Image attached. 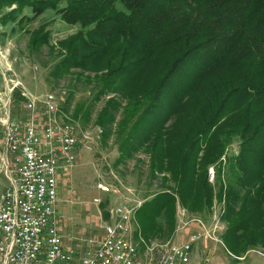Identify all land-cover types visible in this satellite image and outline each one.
Listing matches in <instances>:
<instances>
[{
  "label": "trees",
  "instance_id": "obj_1",
  "mask_svg": "<svg viewBox=\"0 0 264 264\" xmlns=\"http://www.w3.org/2000/svg\"><path fill=\"white\" fill-rule=\"evenodd\" d=\"M2 1L20 5L19 24L52 10L76 28L51 43L44 21L28 30L29 50L47 46L51 77L105 98L95 123H117L118 162L143 152L162 175L136 211L143 248L172 235L178 204L203 213L216 199L226 251L264 250V0ZM13 101L25 106L19 88Z\"/></svg>",
  "mask_w": 264,
  "mask_h": 264
},
{
  "label": "rangeland",
  "instance_id": "obj_2",
  "mask_svg": "<svg viewBox=\"0 0 264 264\" xmlns=\"http://www.w3.org/2000/svg\"><path fill=\"white\" fill-rule=\"evenodd\" d=\"M19 7L18 3L8 5L0 0V97L5 96L6 92L10 95L9 90L12 88L13 92L18 87L29 92L39 93L38 97L41 96L40 93L42 95L48 92L54 93L59 107L70 116L67 115V118L76 123L81 141L77 152L78 160L69 167V170L66 169L58 180L59 201L56 208L59 211L60 234L64 237L63 242L67 246L80 245V249L86 248L90 252L96 250L103 238L104 225L113 220V209L121 204L133 209L132 237H135L132 240L139 253L143 255L145 253L143 245L148 241L139 230L136 211L145 200L160 191L162 175L151 176L148 156L143 152L136 153L131 159L118 162L120 150L115 133L117 123H113L109 130L95 123L105 98L93 100L89 86L83 84L85 83L83 81L76 82L71 75L60 78L51 77L49 72L54 64V59L49 56L47 46H43L35 52L29 50L28 30H33L44 21H47L48 24L47 29L50 31L51 43L65 38L76 28L66 24L52 10L45 11L35 20L19 24L22 17ZM13 11L14 13H12ZM10 13L13 15L8 16ZM23 15L31 16V12L25 8ZM9 77L12 78V83L8 81ZM87 87L88 89L85 90ZM25 94L27 97L29 95V97L38 98ZM86 99L88 103L81 102ZM5 103L6 100L0 102V118L4 116ZM16 105L18 106V104ZM10 110L12 116L18 119L23 118L22 113L17 112L14 115L12 107ZM118 116L117 119L120 118V115ZM1 128L0 124V142L2 140ZM238 150L239 143L235 141L229 146L228 153H237ZM4 153L0 144V158ZM4 171L5 169L0 163V191L8 186V179ZM209 178L214 182L213 169H210ZM98 182L119 186L120 196L115 197L98 191L94 187ZM94 197H100V203H94ZM222 205L223 203H218L215 199L210 211L189 213L178 204L176 227L172 235L157 237L152 239L151 243L158 245L156 249H161L169 242L186 241L191 233L204 230L209 234L196 243L194 250L196 258L191 253V259H194L192 261L210 255L212 264H264V250L260 248L251 249L238 258L231 256L226 251L221 238L226 229V224L220 219L223 213Z\"/></svg>",
  "mask_w": 264,
  "mask_h": 264
},
{
  "label": "built area",
  "instance_id": "obj_3",
  "mask_svg": "<svg viewBox=\"0 0 264 264\" xmlns=\"http://www.w3.org/2000/svg\"><path fill=\"white\" fill-rule=\"evenodd\" d=\"M38 102L47 120L42 127L34 120ZM25 104L30 112L27 119L12 116L7 103L0 118V144L14 164V176L0 192V264H76L75 250L63 246L59 232L56 174L61 166L70 167L77 160L81 142L77 125L59 107L54 93L28 97ZM96 188L115 197L121 194L119 186L104 182L96 183ZM132 214L126 205L115 207L98 247L85 251L79 264H212L210 255L191 259L193 245L209 234L204 230L161 249L147 245L141 255L132 240Z\"/></svg>",
  "mask_w": 264,
  "mask_h": 264
},
{
  "label": "crops",
  "instance_id": "obj_4",
  "mask_svg": "<svg viewBox=\"0 0 264 264\" xmlns=\"http://www.w3.org/2000/svg\"><path fill=\"white\" fill-rule=\"evenodd\" d=\"M19 88V90H20V92H21V95L25 98V102H26V100H27V98L29 97V95H28V97L26 96V94L25 93H27V94H30V95H34V96H37L39 93H33V92H29V91H26V90H23L21 87H18ZM10 91V90H9ZM11 94L9 95L7 92L5 93V96H1L0 97V102H3V100H6V103L8 104V107L11 109V107H12V114H14V115H16V113L17 112H20V113H22V116H23V118H21V119H19V120H25V119H27L28 118V116H29V114H30V112H29V110L25 107V106H20V107H18L17 105H16V103L13 101V92L11 91L10 92ZM43 94H45V93H43ZM40 95L42 96V94L40 93ZM15 105V106H14ZM1 106V105H0ZM25 108H26V111H25ZM11 111V110H10ZM44 111H45V109H44V106H43V104L41 103V102H38V103H36V106H35V114H34V120H35V122L38 124V125H40V127H42V125L47 121L46 120V115L44 114ZM26 113H27V115H26ZM17 118V117H16ZM1 130H2V128H1ZM78 155L79 154H77V158H78ZM11 157L10 156H6L5 155V153H4V155H3V157L2 158H0V163H1V165H2V168H4L5 169V171H4V173H5V175L7 176V179H8V184L7 185H9V181H10V179L11 178H13V176H14V164L11 162V159H10ZM78 160V159H77ZM76 160V161H77ZM76 163V162H75ZM66 169H68L69 170V167H60L59 169H58V171H57V174H56V179H57V191H58V180L60 179V177L61 176H63L62 174H63V172H65L66 171ZM12 173V174H11ZM95 188H96V184H95V186H94ZM97 189V188H96ZM3 190V189H2ZM1 190V191H2ZM98 191H100V192H102L103 194H108V193H106V192H103V191H101V190H99V189H97ZM0 191V192H1ZM94 198H100V197H94ZM94 198H93V202H94ZM58 201H59V199H57V202H56V204L58 203ZM95 203V202H94ZM56 210H57V208H56ZM57 213L59 214V211L57 210ZM59 232H60V226H59ZM103 232H104V230H103ZM104 235V234H103ZM63 239H64V237L62 236V243H63V246L65 247V248H72V249H74L75 250V252H76V257H75V263L76 264H79V258L83 255V253L85 252V251H87L86 250V248L85 249H80V245H69V246H67V245H65L64 244V242H63ZM179 242H181V241H179ZM198 243V242H197ZM99 245V244H98ZM195 247H196V243L193 245V251H192V253H193V257L194 258H196V256H195V253H194V250H195ZM142 250V249H141ZM143 251V250H142ZM145 251V250H144ZM192 260H194L193 258H192Z\"/></svg>",
  "mask_w": 264,
  "mask_h": 264
},
{
  "label": "bare ground",
  "instance_id": "obj_5",
  "mask_svg": "<svg viewBox=\"0 0 264 264\" xmlns=\"http://www.w3.org/2000/svg\"><path fill=\"white\" fill-rule=\"evenodd\" d=\"M133 213H134V212H133ZM132 218H133V217H131V227H133V226H132ZM155 244H156V243H155ZM156 245H157V244H156ZM156 245H154V249H156V248L158 247V245H157V246H156ZM167 245H170V242H169V244L167 243Z\"/></svg>",
  "mask_w": 264,
  "mask_h": 264
}]
</instances>
